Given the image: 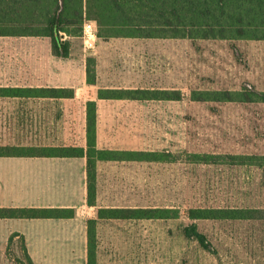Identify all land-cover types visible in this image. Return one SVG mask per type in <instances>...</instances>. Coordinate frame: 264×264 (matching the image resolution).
Segmentation results:
<instances>
[{
	"label": "rangeland",
	"instance_id": "1",
	"mask_svg": "<svg viewBox=\"0 0 264 264\" xmlns=\"http://www.w3.org/2000/svg\"><path fill=\"white\" fill-rule=\"evenodd\" d=\"M96 28L90 50L84 49L82 27L61 33L69 40L66 58L52 54L46 37H0V87L74 93L71 98L37 92L0 98V147L86 149V103L94 101L96 148L169 153L161 161L96 163L90 210L97 221L96 264H264V221H195L210 251L181 232L192 223L186 216L190 208H264V168L200 165L186 157L264 155V103L191 100L193 93L227 91L235 98L264 93V42L108 37ZM86 69L93 85L86 81ZM134 89L176 91L180 98L97 97L99 91ZM126 208L171 212L152 219L111 218L108 213ZM2 223L0 264H30L22 235ZM50 258H60V264L69 259ZM72 264H83L82 257Z\"/></svg>",
	"mask_w": 264,
	"mask_h": 264
},
{
	"label": "trees",
	"instance_id": "2",
	"mask_svg": "<svg viewBox=\"0 0 264 264\" xmlns=\"http://www.w3.org/2000/svg\"><path fill=\"white\" fill-rule=\"evenodd\" d=\"M84 20H92L108 37L180 38L212 40L264 41V0H0V37L37 36L49 38L52 54L66 58L69 40L61 33L68 28L81 29ZM97 30V28H96ZM70 34V33H69ZM102 34L98 35L101 37ZM86 69L87 83L94 84ZM37 90V91H32ZM71 98V89H33L0 87V98L31 96ZM193 93V92H192ZM138 96V97H137ZM99 99L178 100L180 94L167 90H109L98 92ZM191 100L199 102H262L264 93H241L236 98L227 91L193 93ZM86 149L59 147L36 150L24 147H0V157H45L86 159V203L95 205L96 163L99 161H161L169 153L112 151L96 148V105L86 103ZM126 154L125 159L118 155ZM166 154V155H165ZM190 163L200 165H227L264 168V155L253 154H186ZM105 212V211H104ZM171 209H110L111 218H163ZM101 213V211H100ZM74 216L70 208H0V219H69ZM192 223L183 226L186 239L196 241L204 250L211 247L207 237L197 228L195 221H264V208L206 207L190 208L186 212ZM109 217V218H110ZM98 218H102L99 216ZM95 219L86 221V264H96ZM16 234V233H15ZM17 236V234H16ZM23 251L30 264L24 238Z\"/></svg>",
	"mask_w": 264,
	"mask_h": 264
},
{
	"label": "crops",
	"instance_id": "3",
	"mask_svg": "<svg viewBox=\"0 0 264 264\" xmlns=\"http://www.w3.org/2000/svg\"><path fill=\"white\" fill-rule=\"evenodd\" d=\"M23 207L74 211L69 219H1L9 232L23 236L34 264H60V258L49 260L62 255L69 257L68 264L77 256L86 264V221L92 219V207L86 203L84 157H0V208Z\"/></svg>",
	"mask_w": 264,
	"mask_h": 264
},
{
	"label": "built area",
	"instance_id": "4",
	"mask_svg": "<svg viewBox=\"0 0 264 264\" xmlns=\"http://www.w3.org/2000/svg\"><path fill=\"white\" fill-rule=\"evenodd\" d=\"M96 25L93 21L84 20L82 25V39L85 50H90L94 46Z\"/></svg>",
	"mask_w": 264,
	"mask_h": 264
}]
</instances>
